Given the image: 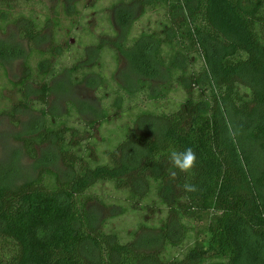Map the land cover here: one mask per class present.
<instances>
[{
  "label": "trees",
  "instance_id": "16d2710c",
  "mask_svg": "<svg viewBox=\"0 0 264 264\" xmlns=\"http://www.w3.org/2000/svg\"><path fill=\"white\" fill-rule=\"evenodd\" d=\"M35 1L41 0H0V30L8 32L5 23L15 8ZM125 5L116 9L125 43L135 7L163 11L162 28L131 45L117 44L128 70L141 77L133 88L114 81L110 93L99 75L98 118L88 125L103 126L112 119L111 109H123L137 95L160 101L173 92L185 99L173 111L159 105L139 112L136 129L121 128L127 133L103 152L104 162L88 157L87 146L76 140L79 131L48 108L57 85V55L31 66L32 52L45 38L38 20L22 13L12 19L15 39L0 37L1 67L15 52L25 58L15 111L39 113L34 118L39 122L29 121L15 136L32 158L29 174L20 166V148L12 165L0 167V264H264V0ZM21 41L30 45L25 55ZM96 49L97 55L105 51L101 44ZM79 68L66 70L67 89L85 84L89 73L77 76ZM159 72L165 78L154 90L149 78ZM106 97L112 98L109 104ZM77 102L80 114L88 106ZM187 147L197 155L192 173L173 169L168 159L173 149ZM56 163L67 172L56 170ZM171 171H177L175 179ZM185 183L196 191L186 193ZM104 184L143 210H161L160 222L143 221L126 236L105 231L88 206ZM206 218L200 238L195 225Z\"/></svg>",
  "mask_w": 264,
  "mask_h": 264
},
{
  "label": "rangeland",
  "instance_id": "374dc122",
  "mask_svg": "<svg viewBox=\"0 0 264 264\" xmlns=\"http://www.w3.org/2000/svg\"><path fill=\"white\" fill-rule=\"evenodd\" d=\"M125 1L129 2L130 0L35 1L28 6L15 8L5 23L9 24L8 32L0 30V37L15 39L18 31L12 22L14 17L23 13L38 20V24L44 28L45 38L37 46V51L40 52H32L31 66L35 69L41 59L52 57L51 53H54L53 56L57 55L55 60L57 76L53 80L57 82V85L55 93L49 98L48 108L53 106L60 114V120L66 126L79 131L76 140L83 147L87 146L88 157H97L102 162L106 159L103 152L108 147L124 138L127 130L136 129L133 120L139 112L153 111L155 106L159 105L165 107L161 109L162 111H173L185 99L181 93L173 92L169 93L167 99L160 101L146 100V98L137 95V100L126 102L123 109H111L112 119L109 122H104L103 126L97 123L93 125L94 129L92 130L93 127L88 125L98 118L96 112L97 108H100V102L97 96L103 93L102 91L97 92L99 75L104 76L109 83L107 87H111L110 93H113L112 89L115 90L117 87L114 81L133 88L136 86L138 78L141 77L138 72L128 70L127 59L117 49L118 43H125V37L123 26L118 22L116 9L126 6ZM142 8V6L135 7V15L126 38L128 40L126 45H131L133 40L140 38L143 33H158L162 28L163 11L156 12L152 9L142 10ZM21 43L23 46L19 48L24 52V55L27 51H31L29 42L21 41ZM100 44L104 46L105 51L102 53L100 50L97 55L96 48ZM166 49L169 50L168 47ZM42 52L43 54H41ZM45 52L46 54H44ZM117 53H119L120 62L115 59ZM165 55H167L166 52ZM24 60L25 58L21 57L20 52L19 55L18 52H15L11 62H3L2 67L0 66V167L6 168L12 165L19 153L15 149L20 148L22 150L20 166L29 174L32 158L24 154L22 142L15 136L22 131L23 126H27L29 121L39 122L34 119L38 117L39 113L24 110L17 112L14 109L19 105L21 97L17 84L24 74ZM75 65L80 66L77 76L82 77L88 73L89 76L85 84L76 85L69 90L66 88L68 84L70 85L66 70ZM161 70L164 73V70ZM164 78L165 74L160 72L159 75L155 73V76L149 78L154 90L163 82ZM78 100L86 103L83 106H88L82 108L80 114L74 108V104H78ZM111 101L112 98L109 97L103 100L105 104H109ZM107 136L111 137L108 144L105 142ZM43 147H38L39 154ZM45 153L48 156H53L51 150H46ZM54 168L61 174L67 172L62 163H56ZM119 194L112 190L110 184L100 185L95 188L94 197L88 202L92 214L96 217V222L102 224L105 231H117L126 236L128 232L138 228V225L143 221L149 226H155L160 222L163 213L161 210L152 208L143 210L140 204H133ZM207 221L206 218L195 225L196 236L200 238L205 236L204 226Z\"/></svg>",
  "mask_w": 264,
  "mask_h": 264
},
{
  "label": "clouds",
  "instance_id": "9594fccd",
  "mask_svg": "<svg viewBox=\"0 0 264 264\" xmlns=\"http://www.w3.org/2000/svg\"><path fill=\"white\" fill-rule=\"evenodd\" d=\"M168 159L173 169L183 173H192L197 163V155L192 147H187L182 151L173 149L169 153ZM176 176L177 171H171L170 177L175 179ZM183 190L186 193H191L196 191V186L191 183H185L183 185Z\"/></svg>",
  "mask_w": 264,
  "mask_h": 264
}]
</instances>
